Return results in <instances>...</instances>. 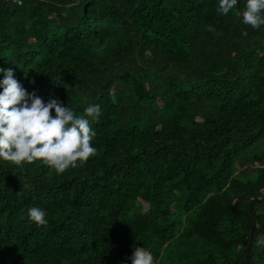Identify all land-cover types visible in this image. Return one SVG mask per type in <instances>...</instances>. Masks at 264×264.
Segmentation results:
<instances>
[{
  "label": "trees",
  "instance_id": "trees-1",
  "mask_svg": "<svg viewBox=\"0 0 264 264\" xmlns=\"http://www.w3.org/2000/svg\"><path fill=\"white\" fill-rule=\"evenodd\" d=\"M245 4L0 0V69L76 115L100 107L82 166L0 158V264H131L135 247L243 264L250 233L247 264H264V199L246 206L264 197V26Z\"/></svg>",
  "mask_w": 264,
  "mask_h": 264
},
{
  "label": "clouds",
  "instance_id": "clouds-1",
  "mask_svg": "<svg viewBox=\"0 0 264 264\" xmlns=\"http://www.w3.org/2000/svg\"><path fill=\"white\" fill-rule=\"evenodd\" d=\"M237 3L238 0H219L218 14H229ZM237 15L253 29L264 26V0H246L245 10ZM0 71L4 73L0 81V158L21 169L26 163L38 161L63 174L96 154L90 121L100 115L98 104L90 103L83 115H76L59 100L45 103L35 92L28 93L14 78L12 69ZM45 215L38 207L28 210L29 220L38 227L47 224ZM256 246H264V235L257 237ZM130 259L131 264H155L153 254L144 247H135Z\"/></svg>",
  "mask_w": 264,
  "mask_h": 264
},
{
  "label": "water",
  "instance_id": "water-1",
  "mask_svg": "<svg viewBox=\"0 0 264 264\" xmlns=\"http://www.w3.org/2000/svg\"><path fill=\"white\" fill-rule=\"evenodd\" d=\"M250 199L260 201V200H263L264 197H254V196H250V197H248V198L246 199V206H247V207H248V203H249V200H250ZM249 213H250V215H251V217H252V228H251V230H253L254 227H255V219L253 218V214H252V212L250 211V209H249ZM251 242H252V233H250V236H249V240H248V244H247V247H246V252H245L244 262H243V264H247L248 254H249V249H250V244H251Z\"/></svg>",
  "mask_w": 264,
  "mask_h": 264
},
{
  "label": "built area",
  "instance_id": "built-area-1",
  "mask_svg": "<svg viewBox=\"0 0 264 264\" xmlns=\"http://www.w3.org/2000/svg\"><path fill=\"white\" fill-rule=\"evenodd\" d=\"M6 1H11V2L16 3V4H21V2H18V0H6Z\"/></svg>",
  "mask_w": 264,
  "mask_h": 264
}]
</instances>
